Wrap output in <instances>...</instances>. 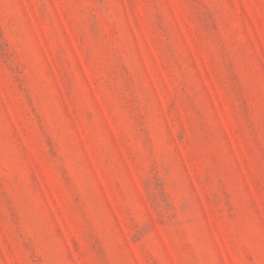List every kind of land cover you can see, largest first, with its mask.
I'll use <instances>...</instances> for the list:
<instances>
[{
  "label": "rangeland",
  "instance_id": "1",
  "mask_svg": "<svg viewBox=\"0 0 264 264\" xmlns=\"http://www.w3.org/2000/svg\"><path fill=\"white\" fill-rule=\"evenodd\" d=\"M0 264H264V0H0Z\"/></svg>",
  "mask_w": 264,
  "mask_h": 264
}]
</instances>
